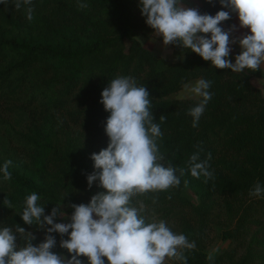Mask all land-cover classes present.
Here are the masks:
<instances>
[{"label":"trees","instance_id":"trees-1","mask_svg":"<svg viewBox=\"0 0 264 264\" xmlns=\"http://www.w3.org/2000/svg\"><path fill=\"white\" fill-rule=\"evenodd\" d=\"M197 1L201 14L228 10L220 0ZM80 2L88 7L79 9ZM32 6L29 22L12 0L0 4V167L12 161L11 179L0 173V228L15 231L19 225L35 236L32 243L37 246L46 231L22 221L27 195L40 196L47 216L56 205L88 204L104 191L99 181L91 189L87 184V176L96 171L91 155L109 143L104 128L110 113L100 103L101 93L117 76H131L148 90L154 122L166 116L157 141L163 163L186 168L200 144L201 159L211 153L209 170L214 174L205 184L203 177L193 178L186 171L179 187L138 196L133 206L142 201L148 222L155 214V221L164 220L173 232L195 241V249L185 251L187 264H264V195L249 196L257 182L264 187L261 69L249 75L215 69L176 45L170 46L181 59L166 62L138 40L154 35L139 0H32ZM230 15L220 25L225 31L235 21L236 14ZM201 78L212 81V99L193 127L188 111L201 98L169 97ZM5 198L11 209L4 206ZM59 221L57 215L54 223ZM17 235V244L23 246V236ZM52 235V251L71 259L60 247L70 232ZM218 238L229 246L212 253ZM80 259L87 264L86 257Z\"/></svg>","mask_w":264,"mask_h":264},{"label":"clouds","instance_id":"clouds-1","mask_svg":"<svg viewBox=\"0 0 264 264\" xmlns=\"http://www.w3.org/2000/svg\"><path fill=\"white\" fill-rule=\"evenodd\" d=\"M206 2L211 4L213 0ZM0 4L7 5L8 0H0ZM12 4L15 10L24 9L27 21L33 20L32 0H12ZM220 5L228 10L213 16L186 7L182 0H139L146 24L156 37H162L165 47L176 45L189 49L204 61L211 62L215 69H230L239 74L245 70H260L264 65V0H220ZM77 7L85 9L88 4L80 2ZM231 13L237 15L239 27L248 29L249 34L230 39L236 26L225 31L220 25L231 18ZM236 43L241 52L232 63L229 60L230 44ZM211 85L212 81L203 78L193 85H184L186 91L201 98L198 105L188 111L193 118V127H198L200 117L212 99L208 91ZM101 97L100 103L110 113L104 128L109 143L106 149L91 155L96 171L87 176V184L91 189L93 183L99 181L98 186L104 191L94 194L88 204L70 205L73 213L69 223H54L58 214L65 217L61 204L45 216L44 205L39 203L40 196L36 192L27 195L20 217L24 224L45 230L44 241L33 246L35 236L19 225L15 231L11 227L0 228V264H82L80 257H86L87 264H105V258L107 264H167L168 260L187 264L185 251L194 250L195 241L173 232L164 220L148 222L143 214L145 204L138 201L137 207L132 201L148 193L179 187L180 178L186 171L193 178L203 177L207 184L214 179L209 170L211 153L201 159L202 145L197 144L186 168L166 166L163 163L165 156L157 143L163 136L160 125L166 116H160V123L154 122L149 92L145 86H138L133 77L112 79ZM11 165L12 161L6 160L0 167L5 180L11 179ZM187 183L185 180V186ZM262 195L264 187L257 182L249 196ZM3 203L12 208L7 198ZM45 225L49 227L45 229ZM69 232L68 239L60 241V247L67 250L71 259L52 251L56 246L52 233L63 237ZM17 234L23 236V246L17 244ZM208 258L212 259V256Z\"/></svg>","mask_w":264,"mask_h":264},{"label":"rangeland","instance_id":"rangeland-1","mask_svg":"<svg viewBox=\"0 0 264 264\" xmlns=\"http://www.w3.org/2000/svg\"><path fill=\"white\" fill-rule=\"evenodd\" d=\"M182 3L186 7H189V8H197V9H199L200 6H201L200 3L197 0H182ZM235 20H236L235 26H236L237 30L232 33L230 39H233L235 37V34H236V37H241L243 35L249 34V30L248 29H246V28L242 29V28L239 27L238 17H235ZM229 28L230 27H226V31ZM138 40L141 42V44L145 48L151 50L152 52L155 53V55H157L158 57L163 58L168 63H175V62H177L178 60L181 59V56L178 55L170 45H168L167 47H165L163 45V41H161L160 37H156L155 35L150 36V37L139 36ZM230 47H231L232 51L230 52L229 56H230L231 62L235 63V57L238 54H240L241 49H240V47H234V44H230ZM261 71L263 73V77L259 80V82L264 84V66H262ZM243 73L249 75L250 73H256V72H250L248 70H245ZM197 80H199V79H194L191 82H189L188 84L189 85H193V84H195V82ZM169 98L170 99H196V98H199V97L191 94L190 92L186 91L185 88H183L181 91L171 95ZM193 197H194V199H197L195 195ZM61 211L65 213V217H61L58 214L59 219H60L59 223H66L67 218L69 216L68 213L70 211H72V208L69 205H62L61 206ZM153 216H154V218H153L154 220L158 219L157 215L154 214ZM228 246H229L228 242H224V241H222L219 238L215 239L213 245L211 246V252L212 253H216L219 250L227 249ZM167 264H172V263L168 260Z\"/></svg>","mask_w":264,"mask_h":264},{"label":"crops","instance_id":"crops-1","mask_svg":"<svg viewBox=\"0 0 264 264\" xmlns=\"http://www.w3.org/2000/svg\"><path fill=\"white\" fill-rule=\"evenodd\" d=\"M236 17H237V15H236ZM235 22H236V20L234 21V23H233V25L232 26H235ZM234 38H236V34H235V37ZM233 38V39H234ZM234 47H239V44L238 43H236V44H234ZM229 58H230V56H229ZM262 66H264V65H261V69H262ZM263 82V81H262Z\"/></svg>","mask_w":264,"mask_h":264}]
</instances>
